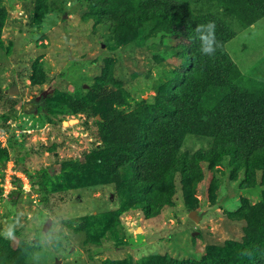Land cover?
<instances>
[{"label":"rangeland","instance_id":"374dc122","mask_svg":"<svg viewBox=\"0 0 264 264\" xmlns=\"http://www.w3.org/2000/svg\"><path fill=\"white\" fill-rule=\"evenodd\" d=\"M34 1L0 0L5 9L0 32V131L5 142L0 139V154L8 151L6 158L0 156V233L5 236L11 228L15 245L24 240L32 246L28 264H102L151 254L201 260L206 246L240 242L247 230L241 213L246 205L259 203L264 184L243 188L242 173L234 178L228 159L215 167L202 164L204 177L188 206L177 178L172 206L152 217L136 209L117 213L113 183L72 187L83 178L81 171L64 172L61 162L91 155L102 144L99 117L61 111L68 95H87L105 74L110 86L128 93L130 110L139 101H153L155 86L183 60L187 68V58L178 57L177 40L163 26L117 32L82 20L87 0H46L40 8ZM38 10L44 12L37 15ZM226 47L245 73L264 77V18ZM14 86L17 93H9ZM41 97L48 108L38 107ZM9 169L24 172L31 189L12 176L14 188L5 190ZM106 211L114 212L112 223L126 231L125 246L116 247L107 237L100 244L84 243V234L67 224Z\"/></svg>","mask_w":264,"mask_h":264},{"label":"trees","instance_id":"16d2710c","mask_svg":"<svg viewBox=\"0 0 264 264\" xmlns=\"http://www.w3.org/2000/svg\"><path fill=\"white\" fill-rule=\"evenodd\" d=\"M44 1L35 0V6L40 8ZM87 2L82 20L117 28V32L130 26L144 30L145 24L163 26L177 40L178 57H186L188 66L183 60L170 68L169 78L155 86L153 101H139L130 110L126 108L128 93L110 86L105 74L87 95L80 91L68 95L61 111L99 117L102 144L91 155L61 162L64 172L73 170L78 175L81 171L83 178L72 187L113 183L120 206L117 213L136 209L152 217L172 206L177 178L189 205L203 180V163L215 167L228 159L234 178L242 173L243 188L264 184V77L245 73L226 47L240 31L264 18V0ZM4 14L1 7L0 32ZM209 21L215 22L221 45L212 57L201 53L194 31ZM38 101L39 108H48L45 97ZM0 156L6 158L7 149ZM246 207L241 213L247 225L244 238L206 246L204 259L151 254L134 261L106 259L102 264H264V193L259 203ZM114 215L98 212L67 224L84 234V243L100 244L107 237L116 247L125 246L128 235L112 223ZM31 252L27 241L15 245L0 233V264H28Z\"/></svg>","mask_w":264,"mask_h":264},{"label":"clouds","instance_id":"9594fccd","mask_svg":"<svg viewBox=\"0 0 264 264\" xmlns=\"http://www.w3.org/2000/svg\"><path fill=\"white\" fill-rule=\"evenodd\" d=\"M196 39L200 42V51L203 55L212 57L217 49L221 46L216 39V24L214 21H209L206 24L197 25L194 29ZM14 231L10 228L5 234L6 238L11 239Z\"/></svg>","mask_w":264,"mask_h":264},{"label":"built area","instance_id":"2783aa9c","mask_svg":"<svg viewBox=\"0 0 264 264\" xmlns=\"http://www.w3.org/2000/svg\"><path fill=\"white\" fill-rule=\"evenodd\" d=\"M2 134H4V131H0V139L2 140V143L4 145V140L2 139ZM12 176H15V178H19L21 180V182L23 183V186L25 187V189L30 190L31 188H28L29 185V180L26 177L25 173L22 171H18L16 169H14L13 171L11 169H9V174L7 175V179H6V183L3 185V187L5 188V190H12L13 187V183H12ZM10 191H6L5 194H7Z\"/></svg>","mask_w":264,"mask_h":264},{"label":"water","instance_id":"95a60500","mask_svg":"<svg viewBox=\"0 0 264 264\" xmlns=\"http://www.w3.org/2000/svg\"><path fill=\"white\" fill-rule=\"evenodd\" d=\"M17 91H18L17 87L14 86L13 88H11V89L9 90V93H11V94H15V93H17Z\"/></svg>","mask_w":264,"mask_h":264}]
</instances>
